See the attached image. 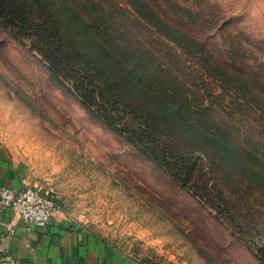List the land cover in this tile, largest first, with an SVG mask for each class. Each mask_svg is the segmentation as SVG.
Returning <instances> with one entry per match:
<instances>
[{"label":"rangeland","instance_id":"1","mask_svg":"<svg viewBox=\"0 0 264 264\" xmlns=\"http://www.w3.org/2000/svg\"><path fill=\"white\" fill-rule=\"evenodd\" d=\"M103 1L112 10H194L199 41L257 66L248 68L264 84V0ZM8 9L1 1L0 149L19 187L54 189L74 227L142 264H264V119L252 159L261 167L192 181L196 197L188 176L154 160L137 120L90 106L55 46Z\"/></svg>","mask_w":264,"mask_h":264},{"label":"trees","instance_id":"2","mask_svg":"<svg viewBox=\"0 0 264 264\" xmlns=\"http://www.w3.org/2000/svg\"><path fill=\"white\" fill-rule=\"evenodd\" d=\"M1 1L10 7L8 17L30 18V30L55 46L73 90L90 106L137 120L154 160L178 178L181 170L187 186L204 177L208 185L219 170L261 167L252 160L261 151V72L240 57L212 54L199 41L194 10L169 15L112 10L103 0Z\"/></svg>","mask_w":264,"mask_h":264},{"label":"crops","instance_id":"3","mask_svg":"<svg viewBox=\"0 0 264 264\" xmlns=\"http://www.w3.org/2000/svg\"><path fill=\"white\" fill-rule=\"evenodd\" d=\"M2 185L21 189L0 149ZM71 223L61 209L48 225L32 227L10 209H1L0 264H142Z\"/></svg>","mask_w":264,"mask_h":264},{"label":"built area","instance_id":"4","mask_svg":"<svg viewBox=\"0 0 264 264\" xmlns=\"http://www.w3.org/2000/svg\"><path fill=\"white\" fill-rule=\"evenodd\" d=\"M8 208L24 219L29 226L48 225L59 209L56 192L42 186L13 188L0 186V210Z\"/></svg>","mask_w":264,"mask_h":264}]
</instances>
